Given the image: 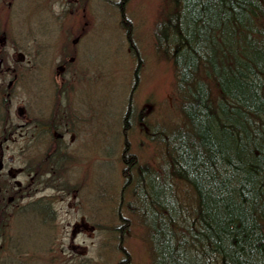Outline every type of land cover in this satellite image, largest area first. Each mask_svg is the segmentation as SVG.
I'll return each instance as SVG.
<instances>
[{"label":"trees","instance_id":"1","mask_svg":"<svg viewBox=\"0 0 264 264\" xmlns=\"http://www.w3.org/2000/svg\"><path fill=\"white\" fill-rule=\"evenodd\" d=\"M168 2L158 35L184 120L162 137L164 171L126 159L121 201L140 202L152 264H264V0ZM171 177L193 194L185 212Z\"/></svg>","mask_w":264,"mask_h":264},{"label":"rangeland","instance_id":"2","mask_svg":"<svg viewBox=\"0 0 264 264\" xmlns=\"http://www.w3.org/2000/svg\"><path fill=\"white\" fill-rule=\"evenodd\" d=\"M7 1L0 0V33L5 31L8 44L5 64L16 66L17 77L7 88L13 73L3 74V90L17 121V105L29 107L32 102L34 70L11 57V46L24 48L34 38H55L61 33L46 10L47 0H11V7ZM97 1L99 7L88 19L79 42L84 78L76 95V100L83 99V105L89 106L84 110L91 146L98 128L99 167L91 166L89 174L90 192L93 184L97 192L94 202L93 194L83 206L79 198L78 204L70 199L72 204H68L65 199L49 221L24 213L0 222V264H119L122 259L130 260L122 264H152L148 229L141 221V208L136 206L140 202L132 199L131 204L126 203L129 193L122 201L121 196L128 161L151 173L164 171L167 154L162 137L184 120L180 110L183 92L176 84L172 46H168L170 53L163 54L164 43L158 35L160 23L173 8L168 0H128L122 14L116 4ZM52 7L59 10L58 5ZM5 114L1 125L6 124L7 132H12L14 127L6 123ZM7 145L10 154L18 150L12 140ZM136 173L137 169L133 170V176ZM165 181L174 185L173 194L185 212L186 205L194 203L188 185L172 177ZM81 214L87 216V226L73 234L71 228L74 222L81 223Z\"/></svg>","mask_w":264,"mask_h":264},{"label":"flooded vegetation","instance_id":"3","mask_svg":"<svg viewBox=\"0 0 264 264\" xmlns=\"http://www.w3.org/2000/svg\"><path fill=\"white\" fill-rule=\"evenodd\" d=\"M107 1L116 4L121 13L124 11L123 0ZM47 2L46 10L60 36L34 38L32 44L21 45L24 48L11 46V57L16 56V60L26 62L34 70L32 102L29 107L17 105V121L8 98L5 102L3 90V74L13 73L7 82L10 88L17 77L16 66L5 64L8 44L6 38L0 39V222L24 213L49 221L58 214L57 205L65 199L78 204L79 198L83 206L89 204L92 194L94 202L97 193L94 184L90 192L89 174L93 166L99 167L98 128L91 146L84 110L89 106L83 105V99L76 100V95L84 78L79 42L84 38L88 19L99 7L98 1H44ZM6 5L11 7V0ZM52 5H58L59 10H52ZM4 114L6 123L14 127L12 132H7L6 124L1 125ZM10 140L18 146L14 154L8 153ZM86 217L81 214V223L74 222L73 234L87 226Z\"/></svg>","mask_w":264,"mask_h":264},{"label":"bare ground","instance_id":"4","mask_svg":"<svg viewBox=\"0 0 264 264\" xmlns=\"http://www.w3.org/2000/svg\"><path fill=\"white\" fill-rule=\"evenodd\" d=\"M121 5H122V7L126 5V3H125V0H123V2H122V4H121ZM123 13H124V11L122 12V14H123ZM122 19H125V20H127V18H126V17H124V16L122 17ZM147 105H148V104H147ZM158 178H159V177H158Z\"/></svg>","mask_w":264,"mask_h":264}]
</instances>
